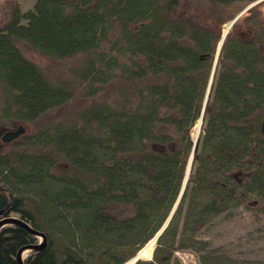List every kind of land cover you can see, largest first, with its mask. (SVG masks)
I'll return each mask as SVG.
<instances>
[{"label":"trees","instance_id":"1","mask_svg":"<svg viewBox=\"0 0 264 264\" xmlns=\"http://www.w3.org/2000/svg\"><path fill=\"white\" fill-rule=\"evenodd\" d=\"M256 1L36 0L21 13L7 0L0 132L35 123L75 96L71 83L51 80L28 59L21 42L56 61L80 56L70 74L81 93L93 97L110 85L117 96L0 152V183L17 195L12 213L32 228L0 229V264H21L19 252L39 244L33 230L46 243L24 264H125L138 254L181 194L222 13ZM240 20L253 35L231 32L225 39L188 183L152 259L135 264H183L176 252L184 248L198 250L199 264H264L230 257L196 237L211 217L252 208L253 197L264 211V12L253 7ZM7 203L0 191V210ZM120 206L127 214L113 213Z\"/></svg>","mask_w":264,"mask_h":264},{"label":"rangeland","instance_id":"2","mask_svg":"<svg viewBox=\"0 0 264 264\" xmlns=\"http://www.w3.org/2000/svg\"><path fill=\"white\" fill-rule=\"evenodd\" d=\"M13 1L14 3L18 4L21 13L32 10L36 3V0H13ZM251 4L244 6L243 4L240 3L229 9L227 8L228 10L225 13L224 12L222 13L224 17L223 19L226 20L221 28L222 35L228 28H229L228 33L231 32H234L233 34L241 33V34H245V36L253 35V33L249 34L248 31L249 28L244 20H240V22L238 21L237 23L238 25L236 24L234 26L233 25L231 26L233 19H235L236 16H238L242 12V10H245V8H247ZM262 4H264V2ZM253 7H258L264 12V5L261 6L255 5ZM191 11H193V13L204 12L203 9H201L199 12H197L195 9H191ZM8 17L9 15L7 9V0H0V22L7 19ZM201 18H203V15L200 16V19ZM20 45L24 55L28 59L38 64L51 80L53 81L59 80V81H65L71 83L72 88L75 92V96L73 99L63 104L62 106L44 113L35 123L24 122V124L28 128L27 134L17 141H22L24 137L35 134L37 131H39L40 128L51 125L53 123L63 120H75L80 114L88 110L94 104L96 103L110 104L112 103L113 98L114 99L116 98L117 96L115 91L116 89H114V87L110 85L104 86L102 90L96 96L93 97L86 96L84 93L83 94L81 93V91H83L84 89L83 86L78 84L74 80L75 78L73 79V77L70 74V70L75 65H77V63H79V60L81 59L80 56H77L73 59L56 61L46 58L40 55L39 53L35 52L25 42H21ZM17 123L19 122L14 123L12 127H7V129H13ZM199 130H200L199 124L197 123L193 129L194 139L196 138L197 134H199ZM3 132H0L1 153H5L9 151L10 149H12L13 145L16 144V142L3 143L1 140V136ZM56 171L59 173V167L56 168ZM250 205L252 208H248L244 205H239L237 207H233L232 209H230L225 213L211 217L209 222L203 225L199 229L196 237L200 240L206 241L208 243L209 248L218 250L230 257H234L237 259H247V260H264L263 203L260 200V198L253 197L250 199ZM128 210L129 209L120 206L117 207L115 209V212L113 211V213L115 215H124L127 214ZM11 216L18 218V216L13 213ZM8 219H2L0 221L2 227H6L13 224V220H10L12 218H8ZM7 221L10 222L5 225ZM38 239H39V244L42 245L44 242L43 237L40 236L38 237ZM146 245L144 247H146ZM156 245H157V241L154 242L150 250L149 257L147 255H141L139 258L141 260H151ZM198 247L199 246H197V248ZM33 248H29L25 251V257H27L34 250ZM176 257L183 264H199V258H198L199 252L197 249L184 248L182 250H178L176 252ZM131 260L132 259L127 261L125 264H127Z\"/></svg>","mask_w":264,"mask_h":264},{"label":"water","instance_id":"3","mask_svg":"<svg viewBox=\"0 0 264 264\" xmlns=\"http://www.w3.org/2000/svg\"><path fill=\"white\" fill-rule=\"evenodd\" d=\"M261 2V1H259ZM259 2H256V3H252L250 6H248L247 8H245V10H243L238 16H236V18L232 21L231 25H233L241 15H243L247 10H249L251 7H253L254 5H256L257 3ZM228 33H224L223 36H222V39L218 45V49H217V54H216V59H215V64H214V69H213V72H212V76H211V80H210V84H209V88H208V91H207V96H206V101H205V104H204V107H203V114H204V110H205V107H206V103H207V99H208V96H209V93H210V89H211V86H212V82H213V79H214V74H215V70H216V65H217V61H218V57H219V54H220V51H221V48H222V45L224 43V40L225 38L227 37ZM202 114V116H203ZM202 124V118L200 119V122H199V127L201 126ZM28 131V128L27 126L24 124V123H17L15 125V127L13 129H7L3 132L2 136H1V140L3 143H11V142H14V141H17L19 140L20 138H22ZM198 134L196 136V139H195V144H194V148H193V151H192V154L190 156V160H189V164H188V168H187V174H186V178H185V181H184V185H183V189H182V192L180 194V197L178 199V201L176 202L175 206H174V209L173 211L171 212V215L169 216L168 220L166 221L165 225L163 226V228L160 230V232L157 234V236L154 238V241H156L158 239V237L161 235V233L163 232V230L166 228L167 224L169 223V221L171 220L179 202H180V199L183 195V192H184V189L187 185V182H188V178H189V174H190V170H191V166H192V162H193V158H194V153H195V148H196V142H197V139H198ZM6 187L3 185V184H0V190H5ZM13 203H14V197L11 196V199H10V203L8 204V206L2 210H0V216L2 217H5L6 215H8L11 210H12V207H13ZM14 220L17 224H21L25 227H27L28 229H32L29 225H27L26 223H24L23 221L19 220V219H12ZM0 227H1V224H0ZM33 232L36 234V235H42L43 238H44V243H46V238L43 234H41L40 232H37V231H34ZM32 247H38V248H42L41 246H28L27 248H32ZM20 259V258H19ZM135 259H133L131 261L134 262ZM21 264H23V261H21Z\"/></svg>","mask_w":264,"mask_h":264},{"label":"bare ground","instance_id":"4","mask_svg":"<svg viewBox=\"0 0 264 264\" xmlns=\"http://www.w3.org/2000/svg\"><path fill=\"white\" fill-rule=\"evenodd\" d=\"M229 31V28L224 32V33H227ZM3 131H5V129L4 130H2L1 132H3ZM13 197H14V199H15V197L17 196V195H15V194H13L12 195ZM11 220V219H10ZM10 221H7L6 223H5V225L6 224H8ZM165 225V224H164ZM168 225V224H167ZM167 227V226H166ZM163 228V227H162ZM161 228V229H162ZM160 229V230H161ZM160 230L158 231V233L160 232ZM165 230V229H164ZM163 230V231H164ZM157 233V234H158ZM163 233V232H162ZM161 233V234H162ZM157 234L151 239V241L146 245V247H144L140 252H139V254H137L135 257H137V258H139L141 255H147L148 257L150 256V250H151V248H152V246H153V244H154V238L157 236ZM160 237V236H159ZM158 237V238H159ZM27 249H23V251L20 253V260L21 261H23L24 262V260H25V251H26ZM24 253V254H23ZM134 257V258H135ZM132 261V260H131ZM131 261L130 262H128L127 264H130L131 263Z\"/></svg>","mask_w":264,"mask_h":264},{"label":"flooded vegetation","instance_id":"5","mask_svg":"<svg viewBox=\"0 0 264 264\" xmlns=\"http://www.w3.org/2000/svg\"><path fill=\"white\" fill-rule=\"evenodd\" d=\"M1 191V190H0ZM5 194H6V197H7V201H8V203H7V205L9 204V202H10V198H11V193L10 192H8V190H5V191H3ZM6 205V206H7ZM5 208V207H4Z\"/></svg>","mask_w":264,"mask_h":264}]
</instances>
